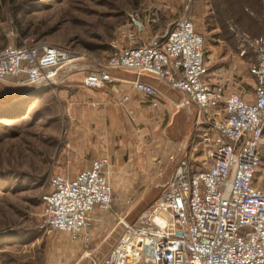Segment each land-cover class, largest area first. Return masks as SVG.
<instances>
[{
  "label": "rangeland",
  "instance_id": "1",
  "mask_svg": "<svg viewBox=\"0 0 264 264\" xmlns=\"http://www.w3.org/2000/svg\"><path fill=\"white\" fill-rule=\"evenodd\" d=\"M184 16L203 38L209 70L220 69L232 92L240 93V85L247 90L255 58L241 57L236 34L252 37L250 18L264 29V0H0V51L56 47L70 54L55 80L31 99H15L23 95L17 80L0 81V264H103L123 227L160 196L182 158L174 151L186 138L201 141L202 131L208 132L214 120L198 126L196 105L180 107L186 100L180 93L176 105L158 79L148 86L168 94L159 96L157 109L141 99L144 86L121 78L104 89L84 85L115 47L149 43ZM232 68L236 72L229 73ZM125 94L137 107H129L132 98L123 102ZM200 150L196 164L206 159ZM105 159L112 200L94 211L90 237L42 230L51 180L74 179ZM259 170L264 183V163Z\"/></svg>",
  "mask_w": 264,
  "mask_h": 264
},
{
  "label": "built area",
  "instance_id": "2",
  "mask_svg": "<svg viewBox=\"0 0 264 264\" xmlns=\"http://www.w3.org/2000/svg\"><path fill=\"white\" fill-rule=\"evenodd\" d=\"M236 39L241 57L255 58L249 65L256 79L254 102L206 81L203 38L186 16L149 43L115 47L104 68L85 78L87 88L102 89L114 81L107 71L131 72L137 77L134 85L145 87L142 94L156 96L139 80L154 77L183 94V106L196 105L198 126L216 122L209 124L216 138L207 133L202 139L206 159L196 164L197 158L180 152L160 197L134 224L123 227L103 264H264V189L255 185L264 143V29L260 37L236 34ZM69 59L62 48L8 46L0 51V81L48 84ZM108 168L105 159L74 179L54 177L52 192L44 197L41 229L87 240L94 211L111 204Z\"/></svg>",
  "mask_w": 264,
  "mask_h": 264
},
{
  "label": "crops",
  "instance_id": "3",
  "mask_svg": "<svg viewBox=\"0 0 264 264\" xmlns=\"http://www.w3.org/2000/svg\"><path fill=\"white\" fill-rule=\"evenodd\" d=\"M246 31H247V33H248V35H252V37H260V36H262V32H263V29L260 27V22H255V18H250V19H248V20H246ZM251 28V29H250ZM141 30V29H140ZM200 35V34H199ZM205 58H206V55H205ZM206 62V61H205ZM206 65H207V63H206ZM208 66V65H207ZM208 68V67H207ZM235 68H237V67H235ZM118 72H120V74H118V73H116V74H112L111 76H112V78H113V80L114 81H116V80H118V79H122V80H126V81H128V82H131V83H134L135 81H134V74L133 73H131V72H126V71H118ZM232 72H236V69H234V68H232V69H230L229 70V73H232ZM122 73V74H121ZM249 74V80L247 81V82H249V84L247 85L249 88H247V90H245L244 89V87H242L241 85H240V88H239V92L244 96V99L247 101V102H254V100H255V87H256V79L250 74V73H248ZM145 79V81H146V83H147V85H148V83L150 84H154V81H158L156 78H154V77H145L144 78ZM252 79L254 80V82L252 83ZM113 81V82H114ZM206 81L208 82V83H210V84H215V83H217V82H223L226 86H225V89H226V93L227 94H231V93H235V92H232V91H234L233 90V88L231 87V83H227L226 82V79L225 78H223L221 75H220V69H218L217 68V70H215V71H211V70H209V68H208V76L206 77ZM49 84V83H48ZM46 84H43L42 85V88H40V90L39 91H37L36 92V95L39 93V92H41L46 86H45ZM166 85V84H165ZM155 86V85H154ZM154 86H151V87H153V89L156 91V93H157V95L156 96H141V99L143 100V101H145L146 103H148L149 105H150V107H152V108H154V109H157V108H160V106H161V104H160V95H162V92H164V93H167L166 92V90H164L163 88H160V87H158L157 88V86L156 87H154ZM166 86H168V85H166ZM169 87V86H168ZM170 88V91H172V92H170V94H168V95H170V97L173 99H175L176 98V100H174V102L176 103V105H178L179 103H180V99H182V96L181 95H178V93H180L179 91H177V90H175V89H172L171 87H169ZM102 89H104V87L102 88ZM177 92V93H176ZM240 93H238V94H240ZM181 94V93H180ZM240 94V95H241ZM183 95V94H182ZM184 96V95H183ZM123 97V102H126V103H128L130 100H131V98H132V96L131 95H124V96H122ZM126 97H129V100L128 101H124V99L126 98ZM136 101L132 98V100H131V103H130V105H129V107L131 108H133V107H137V105H136V103H135ZM139 104V103H138ZM140 105V104H139ZM93 106H96V104L94 103V105ZM100 106V103H97V107H99ZM180 109V108H179ZM212 112L213 111H210V113L208 114V117L209 118H211V116H212ZM185 114V111H183L182 112V116ZM207 132V130H203L202 131V133L200 134V135H202L201 136V141H189V138H186L187 140L185 141L186 142V144L185 145H183V143L182 144H180L181 145V147L180 148H178V151H174V153H173V155L172 156H180V152H182V154H184V153H187L188 155L190 154L191 156H194V157H198V156H195V154L199 151V149H201L200 151L202 152V154H204V144H203V142H202V139L205 137V135L208 133V135H210L212 138H216V133L215 132H211L210 131V129H208V132ZM181 154V155H182ZM260 156H261V166H263V163H264V143H263V145L261 146V148H260ZM197 159H199V158H197ZM90 166V164H88L87 166H86V168L88 169V167ZM91 168V167H90ZM84 171H86V170H84ZM260 171V170H259ZM81 172H83V171H81ZM262 174L264 175V173L262 172ZM263 179V176H261V175H259V173H258V175H257V178H256V180H255V185H256V187H259V188H263L264 189V183H261V180Z\"/></svg>",
  "mask_w": 264,
  "mask_h": 264
},
{
  "label": "water",
  "instance_id": "4",
  "mask_svg": "<svg viewBox=\"0 0 264 264\" xmlns=\"http://www.w3.org/2000/svg\"><path fill=\"white\" fill-rule=\"evenodd\" d=\"M110 75H112V74H115L113 71H107ZM145 77H142V78H140L139 80H140V82H142V83H145L146 84V81H145V79H144ZM136 79H137V77H136V75H134V81H136ZM43 85V84H42ZM42 85H22V84H20V86H22L23 88L21 89V91H20V93H23V95H19L17 98H15V99H18L19 97H22V98H33L34 96H36V92L37 91H39L40 90V88H42ZM183 105L181 104L180 105V107H182ZM168 182V181H167ZM167 184V183H166ZM165 184V185H166ZM164 185V186H165ZM163 190H164V187H162V190H161V193H160V195L162 194V192H163ZM160 197V196H159ZM158 197V198H159ZM156 200H157V198H156ZM155 200V201H156ZM154 201V202H155ZM153 202V203H154ZM151 207V205L148 207V209ZM148 209H146L145 211H143L142 213H144V212H146ZM138 219V218H137ZM137 219L136 220H134L133 222H129L127 225H132V224H134L136 221H137ZM119 238L120 237H118V239H116L115 240V242H114V245L112 246V248L115 246V244L117 243V241L119 240ZM112 248H111V250H112ZM110 250V251H111ZM106 257V256H105ZM104 257V258H105ZM95 264H98V262H94Z\"/></svg>",
  "mask_w": 264,
  "mask_h": 264
},
{
  "label": "trees",
  "instance_id": "5",
  "mask_svg": "<svg viewBox=\"0 0 264 264\" xmlns=\"http://www.w3.org/2000/svg\"><path fill=\"white\" fill-rule=\"evenodd\" d=\"M242 10V9H241ZM244 9L242 10V13H243ZM245 17V15H243ZM31 99V98H30Z\"/></svg>",
  "mask_w": 264,
  "mask_h": 264
}]
</instances>
